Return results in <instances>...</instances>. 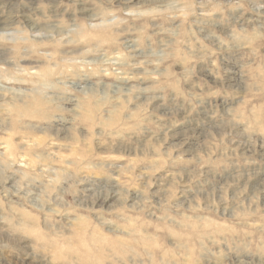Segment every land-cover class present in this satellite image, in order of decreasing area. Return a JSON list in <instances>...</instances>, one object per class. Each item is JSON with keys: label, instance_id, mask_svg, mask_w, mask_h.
Masks as SVG:
<instances>
[{"label": "rangeland", "instance_id": "rangeland-1", "mask_svg": "<svg viewBox=\"0 0 264 264\" xmlns=\"http://www.w3.org/2000/svg\"><path fill=\"white\" fill-rule=\"evenodd\" d=\"M0 264H264V0H0Z\"/></svg>", "mask_w": 264, "mask_h": 264}, {"label": "bare ground", "instance_id": "bare-ground-1", "mask_svg": "<svg viewBox=\"0 0 264 264\" xmlns=\"http://www.w3.org/2000/svg\"><path fill=\"white\" fill-rule=\"evenodd\" d=\"M33 28V27H32ZM203 31V30H202ZM216 40V39H215ZM34 49V48H33ZM13 82V81H12ZM107 201V200H106ZM109 253V252H108ZM26 261V260H25Z\"/></svg>", "mask_w": 264, "mask_h": 264}]
</instances>
